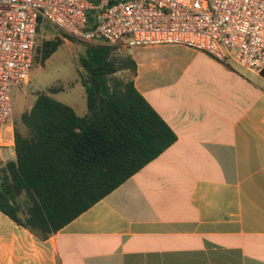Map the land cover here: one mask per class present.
Returning <instances> with one entry per match:
<instances>
[{
  "label": "crops",
  "instance_id": "0c3cea01",
  "mask_svg": "<svg viewBox=\"0 0 264 264\" xmlns=\"http://www.w3.org/2000/svg\"><path fill=\"white\" fill-rule=\"evenodd\" d=\"M126 53L176 141L46 240L0 210V264H264V75L183 44Z\"/></svg>",
  "mask_w": 264,
  "mask_h": 264
},
{
  "label": "trees",
  "instance_id": "16d2710c",
  "mask_svg": "<svg viewBox=\"0 0 264 264\" xmlns=\"http://www.w3.org/2000/svg\"><path fill=\"white\" fill-rule=\"evenodd\" d=\"M42 26L55 27L58 34L37 42L34 65L36 60L44 65L66 38L77 39L49 21ZM79 65L87 112L79 115L52 96L63 87L39 91L31 108L14 121L16 159L0 167V210L42 240L177 139L138 91L137 63L131 54L118 53V46L105 42L88 43ZM122 71L130 75H118Z\"/></svg>",
  "mask_w": 264,
  "mask_h": 264
},
{
  "label": "built area",
  "instance_id": "2783aa9c",
  "mask_svg": "<svg viewBox=\"0 0 264 264\" xmlns=\"http://www.w3.org/2000/svg\"><path fill=\"white\" fill-rule=\"evenodd\" d=\"M47 21L119 49L183 44L264 69V0H0V125L12 116L11 86L32 77Z\"/></svg>",
  "mask_w": 264,
  "mask_h": 264
},
{
  "label": "rangeland",
  "instance_id": "374dc122",
  "mask_svg": "<svg viewBox=\"0 0 264 264\" xmlns=\"http://www.w3.org/2000/svg\"><path fill=\"white\" fill-rule=\"evenodd\" d=\"M58 34L55 27L47 30L45 26L38 29V43ZM88 42L81 39L75 41L65 39L59 49L45 62L35 61L32 77L29 83L21 86H11L12 116L8 123L0 125V147L7 142L14 128V121L19 119L22 112L31 108L39 91H47L51 86H60L64 90L53 93L52 96L60 101L68 102L76 110L87 107L85 87L80 74L79 55L85 51ZM119 47V46H118ZM126 47L118 48V53H125ZM120 76H129L128 71L119 72ZM10 127V129H7Z\"/></svg>",
  "mask_w": 264,
  "mask_h": 264
}]
</instances>
